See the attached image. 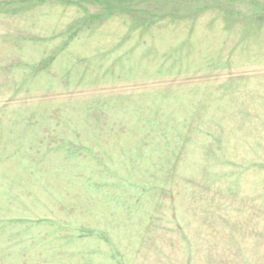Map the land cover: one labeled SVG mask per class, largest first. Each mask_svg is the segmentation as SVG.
<instances>
[{"label":"rangeland","instance_id":"rangeland-1","mask_svg":"<svg viewBox=\"0 0 264 264\" xmlns=\"http://www.w3.org/2000/svg\"><path fill=\"white\" fill-rule=\"evenodd\" d=\"M0 264H264V0H0Z\"/></svg>","mask_w":264,"mask_h":264}]
</instances>
